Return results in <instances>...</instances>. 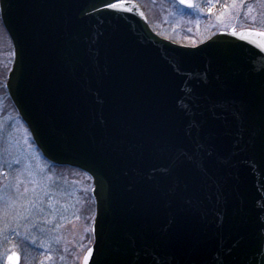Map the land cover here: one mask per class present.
<instances>
[{
  "label": "water",
  "instance_id": "water-1",
  "mask_svg": "<svg viewBox=\"0 0 264 264\" xmlns=\"http://www.w3.org/2000/svg\"><path fill=\"white\" fill-rule=\"evenodd\" d=\"M106 2L0 0L9 98L45 159L91 178L81 264H264V30L179 44Z\"/></svg>",
  "mask_w": 264,
  "mask_h": 264
},
{
  "label": "rangeland",
  "instance_id": "rangeland-1",
  "mask_svg": "<svg viewBox=\"0 0 264 264\" xmlns=\"http://www.w3.org/2000/svg\"><path fill=\"white\" fill-rule=\"evenodd\" d=\"M134 1L155 33L180 44L231 27L264 30V0H193L192 8L175 0ZM12 59L0 20V264L10 251L20 255L19 264H81L92 240L91 178L51 164L36 147L5 88ZM17 192L23 196L13 204Z\"/></svg>",
  "mask_w": 264,
  "mask_h": 264
},
{
  "label": "snow or ice",
  "instance_id": "snow-or-ice-1",
  "mask_svg": "<svg viewBox=\"0 0 264 264\" xmlns=\"http://www.w3.org/2000/svg\"><path fill=\"white\" fill-rule=\"evenodd\" d=\"M179 2L181 4H185L188 7H193L192 4V0H179ZM105 7L113 9V10H119L124 8V3L123 0H115V2H106L105 3ZM258 36H264V33H257ZM187 158V157H185ZM175 163V161L173 162ZM28 189L25 188L24 189V193H27ZM23 193H16V199L12 200V203L15 204L17 203V201L22 198ZM0 199H3L2 197H0ZM30 202V201H29ZM92 249L89 248L88 249V254L91 255L92 254ZM9 260H18L19 257L16 255V253H12L11 255H9ZM88 257H85V262H87ZM139 260V264H175V258L173 256H171L170 253H168L165 250H161L159 252H146L143 257H138Z\"/></svg>",
  "mask_w": 264,
  "mask_h": 264
},
{
  "label": "trees",
  "instance_id": "trees-1",
  "mask_svg": "<svg viewBox=\"0 0 264 264\" xmlns=\"http://www.w3.org/2000/svg\"><path fill=\"white\" fill-rule=\"evenodd\" d=\"M64 167H65V166H64ZM66 167L73 168V167H70V166H66ZM74 169H76V168H74Z\"/></svg>",
  "mask_w": 264,
  "mask_h": 264
},
{
  "label": "bare ground",
  "instance_id": "bare-ground-1",
  "mask_svg": "<svg viewBox=\"0 0 264 264\" xmlns=\"http://www.w3.org/2000/svg\"><path fill=\"white\" fill-rule=\"evenodd\" d=\"M180 44V43H179Z\"/></svg>",
  "mask_w": 264,
  "mask_h": 264
}]
</instances>
